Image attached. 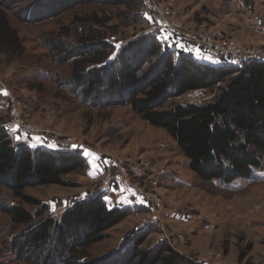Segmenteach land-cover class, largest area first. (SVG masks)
Returning a JSON list of instances; mask_svg holds the SVG:
<instances>
[{
	"label": "rangeland",
	"instance_id": "374dc122",
	"mask_svg": "<svg viewBox=\"0 0 264 264\" xmlns=\"http://www.w3.org/2000/svg\"><path fill=\"white\" fill-rule=\"evenodd\" d=\"M142 1L143 23L133 25L119 19L126 6L99 1L75 5L38 24L23 22L24 4L10 12L25 54L10 64L0 56V129L18 122L25 132L15 133L13 128L15 142L27 143L32 151L80 152L87 162L84 169L65 176L63 186H32L24 194L56 217L101 192L110 209L140 207L88 250L87 258L97 264H113V255L129 236L146 229L150 232L143 243L146 249L165 241L200 264H264V168L253 179L229 187L203 181L190 170L172 137L129 107L92 109L59 85L40 80L42 70L57 78L71 73L67 61L55 63L48 47L62 42L66 34L69 42L79 44L89 29L103 31L106 26L95 23L106 18H111L108 27L115 26L109 40L117 48L154 31L161 45L184 52L176 55L196 51L217 64H235L252 54L264 56V0ZM215 95L198 90L174 102L202 104ZM5 194L11 204H22ZM122 196L131 201L115 206ZM20 231L8 214L0 212V264H28L6 250Z\"/></svg>",
	"mask_w": 264,
	"mask_h": 264
},
{
	"label": "trees",
	"instance_id": "16d2710c",
	"mask_svg": "<svg viewBox=\"0 0 264 264\" xmlns=\"http://www.w3.org/2000/svg\"><path fill=\"white\" fill-rule=\"evenodd\" d=\"M97 1L126 6L119 17L124 25L143 23L142 0ZM97 1L0 0V56L10 64L25 54L10 16L18 5H25L23 22L38 24L75 5ZM110 21L96 20V25L106 28L89 29L79 44L69 42L70 34H66L62 42L48 47L54 52L55 63L67 61L71 73L57 78L59 75L42 70L40 80L59 85L92 109L129 107L148 124L164 129L188 159L190 170L203 181L229 187L253 179L255 172L264 168V63L244 58L235 64L202 63L190 54L164 50L156 32L142 34L117 48L109 40L116 33L115 26L108 27ZM197 90L214 91L215 98L202 104L174 102ZM15 141L0 129V212L8 214L21 229L7 252L28 264H97L87 258L88 250L105 239L106 231L141 208L110 209L101 192L54 216L47 206L28 198L25 189L63 186L65 176L87 166L86 159L71 150L32 151L26 143ZM5 192L22 204H11ZM149 234V229L133 232L110 263L200 264L165 241L144 248Z\"/></svg>",
	"mask_w": 264,
	"mask_h": 264
},
{
	"label": "built area",
	"instance_id": "2783aa9c",
	"mask_svg": "<svg viewBox=\"0 0 264 264\" xmlns=\"http://www.w3.org/2000/svg\"><path fill=\"white\" fill-rule=\"evenodd\" d=\"M159 37V36H158ZM160 39V37H159ZM168 46H166L165 43L162 44V48L164 50L167 49ZM169 49V48H168ZM241 58H244V59H249V60H252V61H258V62H263L264 63V56L260 55V54H252L250 57H241ZM198 91V90H197ZM193 92V91H192ZM195 92V91H194ZM15 126V127H14ZM13 128H15V133L17 131H24L25 132V128L24 126L20 125L18 122H15L14 124L13 123H8V124H5L3 126H1V129L7 131L8 133L11 134V132H13Z\"/></svg>",
	"mask_w": 264,
	"mask_h": 264
},
{
	"label": "crops",
	"instance_id": "0c3cea01",
	"mask_svg": "<svg viewBox=\"0 0 264 264\" xmlns=\"http://www.w3.org/2000/svg\"><path fill=\"white\" fill-rule=\"evenodd\" d=\"M155 30V29H154ZM157 30H159V29H157ZM156 30V31H157ZM171 51H173V52H175V53H184V52H181L180 50L181 49H176V48H174V46H172V48H169ZM187 54H190V55H192L193 56V58H195L196 60H198L199 62H202V63H207V64H211V65H220V63L219 64H217L216 62H214L211 58H209V57H202V56H199L198 54H197V52L196 51H191V52H187ZM221 64H223V63H221ZM23 143H25V142H23ZM27 144V143H26ZM125 197L124 196H122V198H120V201L115 205V206H121V205H127V203H128V200H130V199H124ZM115 200V199H114ZM131 201V200H130ZM130 203V202H129ZM113 203H111L110 202V205H112Z\"/></svg>",
	"mask_w": 264,
	"mask_h": 264
},
{
	"label": "snow or ice",
	"instance_id": "6c2138e0",
	"mask_svg": "<svg viewBox=\"0 0 264 264\" xmlns=\"http://www.w3.org/2000/svg\"><path fill=\"white\" fill-rule=\"evenodd\" d=\"M6 94V93H5Z\"/></svg>",
	"mask_w": 264,
	"mask_h": 264
}]
</instances>
